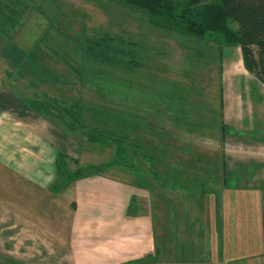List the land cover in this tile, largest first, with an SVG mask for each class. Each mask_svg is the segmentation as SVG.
<instances>
[{
  "label": "rangeland",
  "instance_id": "rangeland-1",
  "mask_svg": "<svg viewBox=\"0 0 264 264\" xmlns=\"http://www.w3.org/2000/svg\"><path fill=\"white\" fill-rule=\"evenodd\" d=\"M49 3L57 5L60 14L56 11L53 18L46 14ZM0 38L14 42L16 57H22V51L30 56V64H19L14 82L20 104L30 113L37 108L56 116H61L59 110L66 114L67 123L51 120L54 128L46 132L55 136L57 127L64 136L78 139L76 155H71L77 164L67 161L69 170L110 161L111 148L93 143L87 135L101 132L116 137L117 130L122 136H137L140 142H128L133 147L131 153L136 154V165L146 175L151 167L142 154L153 157V171L163 173L159 175L163 183L168 178L172 181L174 176H167L172 170L189 166L215 171L220 161L224 180L229 169L245 170L247 162L261 165L253 176L255 184L257 178H264V88L252 74L245 79L241 76L247 71L236 47L220 48L159 27L144 11L115 0H0ZM219 70L224 72V80ZM227 86L235 91L241 86L244 91L237 113L231 114L241 116L237 124L228 121L233 117L223 108L220 92ZM248 101L254 104L256 117L260 116L253 127L247 123L252 110ZM125 114L134 119L123 118ZM175 132L180 138L172 137ZM177 146L190 148L186 152L200 151L209 159L204 156L199 165L196 157L189 158L193 155H187L185 162L181 157L172 159ZM235 182L229 177L224 188V199L230 205L234 199H243L235 190ZM181 184L188 193V189L199 188L194 182ZM216 185H206L205 194L211 202L220 198ZM223 211L231 216V208L224 205ZM234 211L240 213L239 209ZM229 223L224 220L226 261L233 235ZM242 225L245 233L247 223ZM0 264L18 263L0 255ZM226 264H247V260Z\"/></svg>",
  "mask_w": 264,
  "mask_h": 264
},
{
  "label": "crops",
  "instance_id": "crops-1",
  "mask_svg": "<svg viewBox=\"0 0 264 264\" xmlns=\"http://www.w3.org/2000/svg\"><path fill=\"white\" fill-rule=\"evenodd\" d=\"M53 4L44 10L51 18L59 9ZM15 48L14 42L0 38V193L5 196L0 198L1 256L18 264H226L244 260L264 264V178L254 183L261 165L247 162L245 170L228 168L225 180L222 161H215V171L189 166L172 170L167 176L174 177L164 180L165 184L159 180L160 171H155L156 176L152 172L151 181L141 185L127 171L110 169L64 185L57 178L56 162L61 153L69 158L76 155L78 139L64 136L57 127L55 136L49 135L46 131L54 128L51 120L61 117L45 109L33 108L30 113L20 104L14 82L19 64H30V56L22 51V59L16 57ZM219 72L224 80V72ZM248 74L241 76L245 79ZM155 87H159L157 82ZM242 91L241 86L238 91L231 86L221 90L225 112L237 113ZM249 105L247 123L253 127L260 116L256 117L254 104ZM239 116L228 121L237 124ZM179 136L175 132L172 137ZM176 148L171 149L172 159L181 157L185 162L187 155H193L189 158L196 157L198 165L204 156L209 159L200 151ZM229 177L236 181L239 197L243 196L237 202L232 199V205L224 199ZM180 181L197 183L199 188L184 192ZM214 182L220 198L211 202L206 185ZM224 205L231 208V216L229 212L225 215ZM226 219L233 232L227 261L223 247ZM241 223H247L245 233Z\"/></svg>",
  "mask_w": 264,
  "mask_h": 264
},
{
  "label": "trees",
  "instance_id": "trees-1",
  "mask_svg": "<svg viewBox=\"0 0 264 264\" xmlns=\"http://www.w3.org/2000/svg\"><path fill=\"white\" fill-rule=\"evenodd\" d=\"M115 1L144 11L149 20L159 27L212 42L220 48H238L244 69L264 86V0ZM59 111L61 112V118H59L66 122V119L68 120L65 117L66 114L63 110ZM123 118L134 119L129 114H125ZM102 121L105 122V120ZM120 132L117 130L115 132L118 137L105 135L101 132L87 135V138L93 143L104 148H111L113 154L110 161L98 165L77 167L71 171L67 161L77 164V159L69 158L61 153L56 162L58 180L65 185L83 177L107 172L110 169L127 171L141 185L147 182V177L152 176V172L156 176L153 171L155 166L153 157L142 154L151 167L146 175L135 163L134 156L136 154L131 153L130 150L133 147L128 142L130 139L137 144L140 142L139 139L137 140V136L134 138L129 135L122 136L123 134Z\"/></svg>",
  "mask_w": 264,
  "mask_h": 264
}]
</instances>
